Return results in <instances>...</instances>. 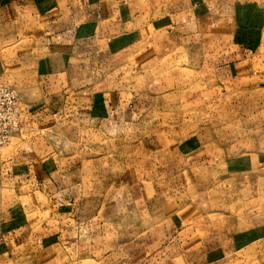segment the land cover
<instances>
[{"label":"rangeland","instance_id":"1","mask_svg":"<svg viewBox=\"0 0 264 264\" xmlns=\"http://www.w3.org/2000/svg\"><path fill=\"white\" fill-rule=\"evenodd\" d=\"M216 18L218 41H224L235 20L220 14ZM257 33L247 39L245 30H239L233 41L240 49L232 42V50L229 46L217 54L212 46L202 49L200 44L175 52L174 36L164 30L146 38L142 45L152 48L129 55L123 68H115L116 59L101 61L94 53L86 61L74 58L68 71L47 77L36 68L40 53L22 65H15L18 56L6 62L1 53L0 81L34 103H41L45 93L50 97L65 89L110 93L106 118L66 119L44 136L60 141V150L67 154L70 138L64 128H78V136L71 138L81 143L78 157L109 159L98 185L118 184L121 203L128 199L131 206L137 204L129 191L135 177L131 163L151 160L152 143L167 151L171 143L175 159L180 150L188 151V168L182 179L171 182L160 201L164 207L151 216L132 214L124 224L141 227L135 233L121 228L119 237L113 236L126 242L116 254L135 253L124 264H264V36ZM117 91L128 99L116 103L111 92ZM115 192L112 188L107 200L115 202ZM154 240L157 244L151 245ZM73 253L65 248L58 256L75 257ZM100 253L97 249L95 254Z\"/></svg>","mask_w":264,"mask_h":264},{"label":"crops","instance_id":"2","mask_svg":"<svg viewBox=\"0 0 264 264\" xmlns=\"http://www.w3.org/2000/svg\"><path fill=\"white\" fill-rule=\"evenodd\" d=\"M217 14L235 20V28L230 26L225 35L229 38L223 36L224 41H218L221 36L215 32ZM164 30L174 36L175 52L182 48L192 50L200 44L202 49L212 46V53L220 54L226 47L231 46L232 50L234 34L239 30H245L247 39L253 38L256 31L264 36V3L261 0H0V55L4 53L6 62L18 56L15 65H22L38 52L36 68L45 77L64 73L74 58L86 61L94 53L102 56L101 61L116 59L115 68H123L128 65L129 55L152 48L142 45L146 38H154ZM4 61L0 57V67ZM109 94L103 90L65 89L50 97L45 93L41 103L19 95L22 128L13 139L19 141L6 152L0 148V264H118V261L124 264L126 257H134L133 252L116 254L124 250L120 245L126 243L116 240L121 228L133 229L135 233L137 227L136 222L124 224V221L134 213L151 216L156 208L164 207L160 201L167 196L171 182L182 179L188 168V151L180 150L175 159L171 157V143L167 151L154 142L148 147L151 160L134 159L130 173L135 177L129 191L137 204L131 206L128 199L121 203L119 196L123 194L118 184L110 185L107 181L98 185L109 159L78 157L81 143L71 141L72 136H78V128L71 124L64 128L70 138L71 151L67 154L60 150V141H49L44 136L46 130H54L66 119L106 118L110 111ZM111 96L116 103L128 99L124 91L111 92ZM167 144L166 141L164 145ZM93 181L97 183L90 187ZM112 188L117 190L112 193L118 197L115 202L107 200ZM156 244L155 240L151 243ZM112 246L116 248H109ZM65 248L73 249L75 257L58 256ZM97 249L102 251L98 256Z\"/></svg>","mask_w":264,"mask_h":264},{"label":"built area","instance_id":"3","mask_svg":"<svg viewBox=\"0 0 264 264\" xmlns=\"http://www.w3.org/2000/svg\"><path fill=\"white\" fill-rule=\"evenodd\" d=\"M19 94L10 85L0 81V148L8 146L21 131Z\"/></svg>","mask_w":264,"mask_h":264}]
</instances>
